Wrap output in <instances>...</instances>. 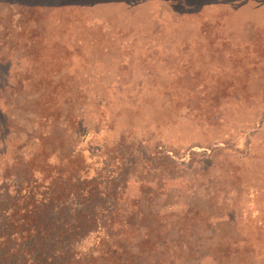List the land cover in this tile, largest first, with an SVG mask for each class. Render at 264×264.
<instances>
[{
    "label": "rangeland",
    "instance_id": "obj_1",
    "mask_svg": "<svg viewBox=\"0 0 264 264\" xmlns=\"http://www.w3.org/2000/svg\"><path fill=\"white\" fill-rule=\"evenodd\" d=\"M137 143L177 161L123 264H264V0H0V180Z\"/></svg>",
    "mask_w": 264,
    "mask_h": 264
},
{
    "label": "trees",
    "instance_id": "obj_2",
    "mask_svg": "<svg viewBox=\"0 0 264 264\" xmlns=\"http://www.w3.org/2000/svg\"><path fill=\"white\" fill-rule=\"evenodd\" d=\"M144 145L119 154L106 145L89 148L86 156L100 163L93 170L48 158L40 164L17 159L0 180V264H123L149 255V239L137 224L139 201L157 199L162 186L159 179L142 182L136 170L148 165L162 177L177 156L159 144ZM136 183L139 197L128 195Z\"/></svg>",
    "mask_w": 264,
    "mask_h": 264
}]
</instances>
